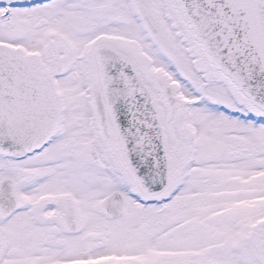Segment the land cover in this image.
I'll use <instances>...</instances> for the list:
<instances>
[{
	"label": "snow or ice",
	"instance_id": "1",
	"mask_svg": "<svg viewBox=\"0 0 264 264\" xmlns=\"http://www.w3.org/2000/svg\"><path fill=\"white\" fill-rule=\"evenodd\" d=\"M0 264H264V0H0Z\"/></svg>",
	"mask_w": 264,
	"mask_h": 264
}]
</instances>
